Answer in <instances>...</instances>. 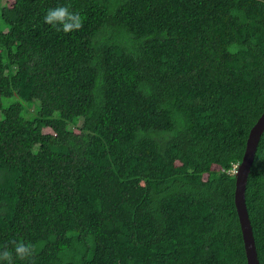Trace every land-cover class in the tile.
<instances>
[{
  "label": "trees",
  "instance_id": "1",
  "mask_svg": "<svg viewBox=\"0 0 264 264\" xmlns=\"http://www.w3.org/2000/svg\"><path fill=\"white\" fill-rule=\"evenodd\" d=\"M64 4L80 30L44 23ZM263 114L264 0H0V248L248 264L233 169ZM246 202L264 264V134Z\"/></svg>",
  "mask_w": 264,
  "mask_h": 264
},
{
  "label": "water",
  "instance_id": "2",
  "mask_svg": "<svg viewBox=\"0 0 264 264\" xmlns=\"http://www.w3.org/2000/svg\"><path fill=\"white\" fill-rule=\"evenodd\" d=\"M263 134H264V114L260 117L257 124L251 130L247 142L245 155L243 157L242 162L239 165L238 172L236 173L235 204L243 234V240H244L248 264H260L257 247H256V241L253 232V226L247 208L246 192H247L248 179Z\"/></svg>",
  "mask_w": 264,
  "mask_h": 264
},
{
  "label": "clouds",
  "instance_id": "3",
  "mask_svg": "<svg viewBox=\"0 0 264 264\" xmlns=\"http://www.w3.org/2000/svg\"><path fill=\"white\" fill-rule=\"evenodd\" d=\"M43 21L57 32L65 34L78 31L83 27L81 15L71 11L70 4L49 8L44 14ZM11 243V249L0 248V264H14V259L24 261L33 256L34 246L30 242L12 241Z\"/></svg>",
  "mask_w": 264,
  "mask_h": 264
},
{
  "label": "rangeland",
  "instance_id": "4",
  "mask_svg": "<svg viewBox=\"0 0 264 264\" xmlns=\"http://www.w3.org/2000/svg\"><path fill=\"white\" fill-rule=\"evenodd\" d=\"M16 101H20L22 103V105L24 107L23 116L27 120H31L33 117L32 114H34L35 111H36V113H37V111H39L40 104L38 101H36L32 104L31 103H25V102H22L18 97L12 98V99H4L3 104L6 107L9 104L15 103ZM47 132H49V131H47Z\"/></svg>",
  "mask_w": 264,
  "mask_h": 264
},
{
  "label": "built area",
  "instance_id": "5",
  "mask_svg": "<svg viewBox=\"0 0 264 264\" xmlns=\"http://www.w3.org/2000/svg\"><path fill=\"white\" fill-rule=\"evenodd\" d=\"M239 169V164L234 166L233 173L236 174Z\"/></svg>",
  "mask_w": 264,
  "mask_h": 264
}]
</instances>
